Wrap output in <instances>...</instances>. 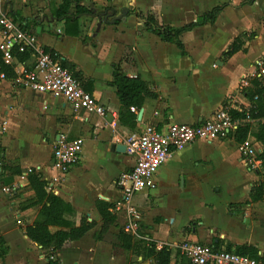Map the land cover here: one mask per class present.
<instances>
[{
    "label": "crops",
    "instance_id": "obj_1",
    "mask_svg": "<svg viewBox=\"0 0 264 264\" xmlns=\"http://www.w3.org/2000/svg\"><path fill=\"white\" fill-rule=\"evenodd\" d=\"M61 1L34 0L30 10V5L26 7L22 0H0V15L4 13L12 19L14 15L35 19L37 24L28 30L36 35L39 45L44 50H52L56 58L71 67L84 89L93 94L106 111L104 116L74 111L64 99L23 89L13 82V78L7 79L0 74V147L3 148L0 165L10 166L6 164L7 151H16L19 163L15 165L21 170V174L13 176L10 184L0 183L2 187L12 188L10 192H2L0 187V231L9 246L5 264L47 262L45 250L25 234V227L34 221L39 210L38 205L27 206L34 196L28 173L24 170L29 158L37 169L34 172L46 181L47 190L72 207L73 213L66 216L68 220L74 225H79L82 218L95 222L81 239L65 243L56 252L58 263L92 264L94 260V264H116L117 256L111 245L93 238L101 226L95 208L97 199L112 204L111 212L117 222L111 230L116 231L124 222L123 210H114L120 197L115 182L122 172L133 167L134 159L125 150H117L116 146L124 145L129 135L141 132L146 125L158 129L172 123L196 125L221 108H249L250 103L240 90L248 85L251 77L259 76L261 68L264 69V48L260 44L264 34V0L215 1V5L227 4L215 23L195 27L181 35L185 55L174 44L147 31L133 13L125 14L129 5H135L143 13L151 10L148 12L155 13L161 24L179 27L164 18V12L170 10L175 0H170L166 8L155 4L144 9L139 0H81L80 4L90 12L76 16L79 35L68 33L64 19L51 14L52 8ZM103 3L106 9L96 12L95 7ZM73 5L68 13L72 19L75 18ZM245 6L256 7L253 16L258 20L249 18L246 24L240 23ZM39 8L42 12H38ZM228 13L236 21L237 31L224 47L215 53L189 51L185 43L188 35L185 34L198 33L207 25L216 26ZM15 22L19 24L18 20ZM242 33L251 37L249 40L245 38L246 51L225 57L223 52ZM30 57L27 61H20L18 57L17 60L30 66L34 62L31 54ZM238 58H243V64L237 63ZM256 60L263 62L261 68L255 66ZM113 65H118L128 77L141 78L158 95L155 99L145 98L139 118L140 109L136 111L134 128L120 120L119 98L116 87L110 83ZM9 66L13 69L12 65ZM112 121L115 125L111 124ZM257 128L258 122H253L251 133ZM63 133L69 139L81 137L83 145L80 161L67 172L59 173L52 167V149ZM252 134L247 139L261 152L264 145ZM237 145L229 137L212 142L198 140L174 151L157 169L154 176L156 187L141 190L132 198V205L139 215V237H135L155 242L158 249L163 245L171 248V264H184L185 256L176 247L184 240L220 250H225L228 245H250L257 248L258 255L264 256V216L256 212V205L264 199L251 202L249 197L260 165L249 170L241 161ZM220 165L224 167V182L233 194L222 202H210L206 197L201 198L200 191L209 186V181L210 191H222L215 174ZM7 174L8 171L6 177L3 176L6 179ZM175 191L184 197L192 195L196 205L208 211L207 216H194L179 222L178 205H165ZM187 225L192 226L189 231H186ZM56 229L50 227L51 232ZM92 256L93 259L87 262L86 258ZM148 262L144 261L145 264Z\"/></svg>",
    "mask_w": 264,
    "mask_h": 264
},
{
    "label": "trees",
    "instance_id": "obj_2",
    "mask_svg": "<svg viewBox=\"0 0 264 264\" xmlns=\"http://www.w3.org/2000/svg\"><path fill=\"white\" fill-rule=\"evenodd\" d=\"M80 1L81 0H62L58 6L53 7L51 10V14L54 17L57 19H64L67 26L66 31H69L68 33L72 35H79L76 16L90 12L88 8L80 4ZM72 3H74V19L68 16ZM226 5V3L215 5L211 9L199 14L195 20L179 27L161 24L158 21L157 15L153 12L143 13L135 7H132L130 11L138 20L143 22L147 31L157 35L162 41L174 44L177 49H179L180 53L185 55L186 50L181 40V35L184 32L191 31L195 27L215 23ZM13 20H18L19 26L25 30L34 28L37 24L35 19H22L18 18L16 15L13 16ZM246 37L247 33H242L240 36L235 37L229 44L227 50L223 52V55L225 57H230L238 51L245 52L246 48L244 45L246 43ZM250 38L251 37H247L246 40ZM45 51L55 56L52 50L45 49ZM16 55L20 61H27L31 58L29 52ZM60 63L80 81L78 74L74 73L71 67L68 68L63 60H61ZM0 74H3L7 79H11L14 76L12 67L3 62L1 52ZM110 83L116 87V93L120 102L119 117L121 122L130 128H134L136 124V111L142 107L145 98L155 99L158 96L157 93L151 90L148 83L141 78L126 76L118 65H113L112 80ZM240 91L249 101L250 107L242 110H228L232 118L239 122L230 138H232L236 144L244 142L252 134L251 128L253 122H258L257 131L253 133L252 136L257 142L264 145V76L260 74L259 76L255 75L251 77L248 80V85L242 87ZM130 108H134V110L131 111ZM2 151L3 148L0 147V160H2ZM257 158L261 160L260 168H262L263 171L260 172V168L257 170L258 179L250 188L249 197L251 202L264 199V149L258 154ZM6 171H8L7 179L5 178ZM19 174H21V170L16 165H0V183L10 184L13 176ZM27 179L34 192V196L27 206L38 205L39 210L34 221L25 227V234L30 241L36 243L46 251V264H59L58 259L55 257L56 252L60 250L65 243L81 239L95 226V222H89L86 218H82L79 225H74L66 218L67 215L73 213L72 207L60 197L48 191L47 183L40 175L33 171L27 174ZM95 208L101 218L100 229L93 234L95 240L110 244L114 251L125 250L136 256H141L143 259L150 258L155 264H171L172 249L168 246L163 245L158 249L155 242L128 234L124 232L123 227H118L116 231L111 230V227L116 226L115 224L117 222L116 216L111 212V203L97 199L95 201ZM50 227H56L57 229L51 232ZM225 250L241 255L259 257L264 261V256L258 255L257 248L254 246L233 245L232 247V245H228ZM8 251L9 246L0 231L1 264H5L4 260ZM182 263L191 264L186 257H184Z\"/></svg>",
    "mask_w": 264,
    "mask_h": 264
},
{
    "label": "built area",
    "instance_id": "obj_3",
    "mask_svg": "<svg viewBox=\"0 0 264 264\" xmlns=\"http://www.w3.org/2000/svg\"><path fill=\"white\" fill-rule=\"evenodd\" d=\"M0 31L2 60L5 64L13 66V82L16 85L32 92L62 98L74 111L105 115V108L93 94L83 88L81 82L61 65L58 58L39 45L33 32L22 29L5 14L0 15ZM24 52H29L34 58L32 65L27 66L25 62L17 60L16 54ZM262 65L261 60L255 61V66ZM261 69L258 75L263 74ZM1 77L4 75L1 74ZM244 83L246 85V82ZM111 124L115 125V122L112 121ZM238 124L227 108H221L196 125L172 123L162 129L146 125L141 132L129 135L124 140L125 153L134 159V165L130 170L122 172L115 182L120 197L115 202L114 210L124 212V232L139 237V215L132 205V198L141 190L156 187L155 173L174 151L198 140L212 142L227 139L234 133ZM82 145L81 137L69 139L66 134H60L52 149V167L59 173L67 172L72 165L80 161ZM237 150L241 161L249 170H254L261 164V160L257 158L260 150L251 140L246 139L239 143ZM11 189V186H3L1 191L10 192ZM176 247L191 264H264L259 257L215 249L197 241L184 240Z\"/></svg>",
    "mask_w": 264,
    "mask_h": 264
},
{
    "label": "rangeland",
    "instance_id": "obj_4",
    "mask_svg": "<svg viewBox=\"0 0 264 264\" xmlns=\"http://www.w3.org/2000/svg\"><path fill=\"white\" fill-rule=\"evenodd\" d=\"M215 1L217 0H199V2L195 0H175L172 1V4L170 6V10L165 11V19L167 21L171 22L172 25L175 26H180L188 21H191L195 18L196 15L199 13H202L208 9H210L213 5H215ZM223 1V0H221ZM170 2V0H139L140 5L144 8L146 7H153L155 4H162L163 7L166 8V5ZM22 3L27 7L30 5L31 9L33 8L34 0H22ZM219 2H217L218 4ZM105 4L103 3L102 6L95 7L94 10L98 12L99 10H105ZM135 7V5H133ZM132 5H129L126 8V13L129 14L131 13V8ZM256 7L254 6H245L244 11L245 13L242 15V18L240 20L241 24H246L251 18H255L253 16V13L256 12L255 10ZM151 11V10H148ZM146 11V13H148ZM247 11V12H246ZM38 12H42V9L39 8ZM119 14L121 12L118 11ZM4 14V13H3ZM118 14V15H119ZM231 13H228L224 16V19L220 21L216 26H204L202 29L199 30L198 33H188L185 34L186 36L188 35L187 39L185 40V43L188 46L189 51L193 50L195 52H201L204 53L205 51H208L209 53H215L218 50H220L224 45L227 43V41L230 40L232 34L234 31H237L236 27V21H234L231 18ZM120 16V15H119ZM123 17V16H122ZM250 18V19H249ZM258 20V18H255ZM260 20V19H259ZM212 27V28H211ZM212 34H211V31ZM263 28H261V31ZM1 35V31H0ZM207 35V36H206ZM1 40V36H0ZM263 40H264V34H263ZM261 40L260 44L264 48V41ZM238 64H243V58H238L237 59ZM247 66V65H246ZM262 66H258V68H261ZM262 73L264 72V69H261ZM7 158L8 161L6 164L15 165L19 163L18 159V153L16 151H7ZM27 163L26 168L24 169L25 172L31 173L33 171H37L35 169V165H33L32 158H29ZM224 167L220 165L218 169L216 170L215 174L217 177L218 182L221 185L222 191L221 192H212L209 190V186H211V182L209 181L208 187L203 188V190L200 191L201 198L206 197L207 200L210 202H222L224 199H228L233 192L230 191V188L225 184L224 182V175H223ZM260 172L263 171L262 168L259 169ZM258 179V177H257ZM2 187V186H0ZM171 190H174L172 188ZM168 198H166L167 200ZM204 199V198H203ZM8 204V203H7ZM165 205H171V206H177L179 207V222L186 221L187 219L189 220L191 217L194 216H202L206 217L208 214V211H203L199 205H196L194 198H192V195H188L186 197L178 195V192H172V197L170 198L169 203H165ZM219 205V203H218ZM257 209L256 212L259 211L260 213H263L264 216V200L260 202L259 205H256ZM255 208V206H254ZM252 210V208H250ZM177 224V222H176ZM192 226L187 225L186 231H189ZM197 227V226H196ZM168 242V241H167ZM178 242V241H177ZM171 243V242H169ZM175 242H172L171 244H174ZM46 254V251H45ZM114 255L117 256V261L116 264H145L144 261H149L148 264H155L152 259H143L141 256H136L133 253L125 250H119V251H114ZM140 257V258H138ZM93 259V256L90 258H86V261H91ZM94 264V260L92 262Z\"/></svg>",
    "mask_w": 264,
    "mask_h": 264
},
{
    "label": "water",
    "instance_id": "obj_5",
    "mask_svg": "<svg viewBox=\"0 0 264 264\" xmlns=\"http://www.w3.org/2000/svg\"><path fill=\"white\" fill-rule=\"evenodd\" d=\"M116 20H117V19H116ZM37 29L39 30V27H38ZM140 115H141V109H140V111H139V113H138V118H139ZM116 149H117V150H122V151H124V150H125V146H124V145H122L121 147L116 146Z\"/></svg>",
    "mask_w": 264,
    "mask_h": 264
}]
</instances>
